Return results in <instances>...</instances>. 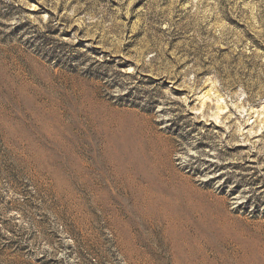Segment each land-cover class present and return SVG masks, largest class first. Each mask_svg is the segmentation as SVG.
Here are the masks:
<instances>
[{"label": "rangeland", "instance_id": "rangeland-1", "mask_svg": "<svg viewBox=\"0 0 264 264\" xmlns=\"http://www.w3.org/2000/svg\"><path fill=\"white\" fill-rule=\"evenodd\" d=\"M0 264H264V0H0Z\"/></svg>", "mask_w": 264, "mask_h": 264}]
</instances>
